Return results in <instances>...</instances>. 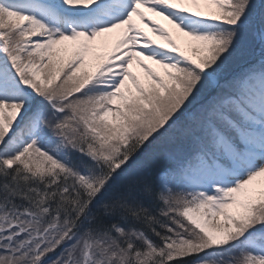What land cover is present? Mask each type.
I'll return each mask as SVG.
<instances>
[{"label": "snow or ice", "instance_id": "snow-or-ice-1", "mask_svg": "<svg viewBox=\"0 0 264 264\" xmlns=\"http://www.w3.org/2000/svg\"><path fill=\"white\" fill-rule=\"evenodd\" d=\"M0 264H264V0H0Z\"/></svg>", "mask_w": 264, "mask_h": 264}, {"label": "rangeland", "instance_id": "rangeland-1", "mask_svg": "<svg viewBox=\"0 0 264 264\" xmlns=\"http://www.w3.org/2000/svg\"><path fill=\"white\" fill-rule=\"evenodd\" d=\"M146 15L148 17H150L151 20H154V21H156L157 23H160V24H164L166 27H169L171 29V26L168 24V22L166 20L163 19V17H159V16H156L155 14L148 13V12H146ZM134 19L136 20V23L139 24V26L143 29V31L145 33H147L149 36H151L154 40H156L157 43H166L160 37H158L155 33L152 32L151 27H150V25L148 23L140 21L139 18H134ZM118 32H119V30H117L116 33L111 34V42L112 43L115 42L116 35H117ZM174 38H176L175 34H174ZM146 63H151V62L146 61ZM153 66L154 67H158L156 65H153ZM133 70L138 72V73H140L142 71V70H140L139 68H137L135 66H134Z\"/></svg>", "mask_w": 264, "mask_h": 264}]
</instances>
